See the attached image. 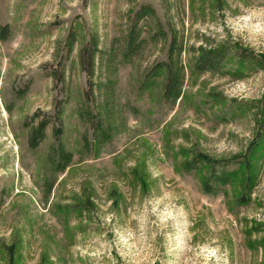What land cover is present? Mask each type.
<instances>
[{"label":"rangeland","instance_id":"1","mask_svg":"<svg viewBox=\"0 0 264 264\" xmlns=\"http://www.w3.org/2000/svg\"><path fill=\"white\" fill-rule=\"evenodd\" d=\"M260 55L264 0H0V264H264Z\"/></svg>","mask_w":264,"mask_h":264},{"label":"trees","instance_id":"2","mask_svg":"<svg viewBox=\"0 0 264 264\" xmlns=\"http://www.w3.org/2000/svg\"><path fill=\"white\" fill-rule=\"evenodd\" d=\"M143 11L146 12V14H151L152 9L150 7H144ZM130 37L133 38V35L131 34ZM132 38L130 39L131 46H133L134 44V39ZM175 46H176L175 41H172L169 51V58H170L169 80L166 91L168 97H171L176 100L182 94L183 82H182V76L180 70L177 68L175 64L173 66L174 55L176 53ZM224 57H225L224 49L206 50V51L204 50L197 64V68L199 70H214L218 68ZM252 60H255V58H252L247 54H241L240 56V61H252ZM256 60L257 62L261 63L264 66L263 55H260ZM55 150H56V158H57L56 162L53 161L55 164V169L58 171H63L72 163L73 154L67 151L61 143L58 145V147Z\"/></svg>","mask_w":264,"mask_h":264}]
</instances>
